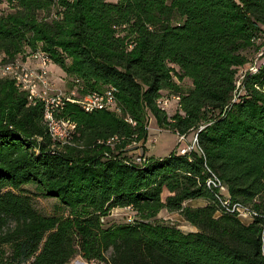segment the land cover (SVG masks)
<instances>
[{
	"label": "trees",
	"instance_id": "1",
	"mask_svg": "<svg viewBox=\"0 0 264 264\" xmlns=\"http://www.w3.org/2000/svg\"><path fill=\"white\" fill-rule=\"evenodd\" d=\"M3 2L2 62L41 50L79 94L113 87L119 112L65 102L59 116L76 128L59 144L42 103L0 77V264H67L76 254L103 264H264V92L253 88L264 67L243 74L249 93L233 100L238 67L264 36V0ZM165 90L182 113L158 106ZM150 114L180 134L203 125L196 150L141 162L124 143L110 151L109 140H146ZM25 185L65 212H40ZM114 208L132 209V220L105 225ZM163 208L195 230L161 222Z\"/></svg>",
	"mask_w": 264,
	"mask_h": 264
},
{
	"label": "rangeland",
	"instance_id": "2",
	"mask_svg": "<svg viewBox=\"0 0 264 264\" xmlns=\"http://www.w3.org/2000/svg\"><path fill=\"white\" fill-rule=\"evenodd\" d=\"M0 9L2 10H8V7L6 3H0ZM254 46L253 50L248 53L247 62H245L242 66L238 67L237 71V84L236 89L234 91L233 100H239L249 93V90L247 88H244L242 84V74L247 73V71L251 73H257V71L260 70L261 67H264V36L260 38L253 39ZM29 49H27L28 51ZM15 62L23 63V57L19 56L15 58ZM8 63V62H6ZM5 64L0 59V67ZM254 67L257 68V71H253ZM49 71V80L51 85H53L54 90H70L73 89L74 81H72V78L69 77L66 72L58 65L52 63L49 65L48 68ZM172 78L176 81L177 84L181 85L183 89H187L191 86V82L187 78H183L181 80H178L174 71L171 72ZM1 77V76H0ZM253 88H255L258 91L264 92V83H255L253 85ZM21 91V90H20ZM79 93V92H78ZM163 94L165 96L171 95V93L167 90L163 91ZM170 97V96H169ZM169 105L165 108L167 117H171L175 112L182 113L177 105V101L174 97H170ZM147 138L146 140L143 138L137 139L136 136L131 135V137L123 138V139H114L109 140L107 143L110 147V151H114L115 153L119 151V147L121 144L124 150L127 151V155L135 160L136 162L137 157L141 154H143L145 157L149 156H165L173 150H178L179 148L192 144L194 140V136L199 129L203 127V125H199V129H193L188 131L184 138H179L180 133L177 131H174L168 127H160L157 125L155 118L153 115L150 114L147 122ZM196 141V140H195ZM196 147V143H195ZM224 187V186H223ZM33 198L34 204L36 208L47 215L52 214H61L64 213V209L60 206L57 199L44 197L36 194V191L32 185H25L23 187ZM220 191L222 195H227L226 188H220ZM227 197V196H226ZM227 199V198H226ZM227 200L225 201V203ZM185 205L189 206H198L203 205V202L201 200H188L185 202ZM134 211L129 208H114L110 211V213L104 218V224L110 225L117 222H123L128 219L133 218ZM159 220L165 221L169 224L175 225L179 227L182 231L188 232L195 230V227L190 225V223H187L183 217L179 214L178 211H172L168 209H161L158 211L157 216ZM238 217L243 222L250 221L249 217L244 216L243 213L241 215H238ZM8 249V246H0V257L4 252H6ZM67 264H103L97 261L93 260H87L84 258L81 254H76Z\"/></svg>",
	"mask_w": 264,
	"mask_h": 264
},
{
	"label": "built area",
	"instance_id": "3",
	"mask_svg": "<svg viewBox=\"0 0 264 264\" xmlns=\"http://www.w3.org/2000/svg\"><path fill=\"white\" fill-rule=\"evenodd\" d=\"M21 57H23L24 74H15V79L13 82L15 86H20L25 89L24 91L27 95L28 101H34L36 98H44L46 103V115L47 108H54V115H47V117L49 120H51V124L56 129V133L60 135L62 131H71L74 133L76 128L74 121L59 116V113L62 111L65 102L77 103L87 112L95 109H107L119 112V110L115 109L114 106L115 96L113 87H109L102 92L92 91L83 95L78 93L77 86H73L74 88L70 90H54L48 76V68L49 65L52 64V60L47 57V54L41 50H36L24 55L21 54ZM253 71H257V68L254 67ZM36 77H43L44 92H36V88H34V79H36ZM170 97H174L178 105L179 96L172 95ZM170 97L163 95L158 98V106H160L162 109H165L169 105ZM184 135L185 134L179 135L180 141L184 138ZM195 140H197V132L194 136L192 144L185 145L179 148L177 151L180 154H186L192 150H196ZM144 159V155L140 154L137 157V162H141ZM207 183H212L216 186H219L220 188H224L223 185H220L217 180L214 181L213 179H208ZM236 209L239 212L238 215L243 213L244 216H247L249 219H251V213L246 211L245 208L238 206ZM128 220H132V218Z\"/></svg>",
	"mask_w": 264,
	"mask_h": 264
},
{
	"label": "bare ground",
	"instance_id": "4",
	"mask_svg": "<svg viewBox=\"0 0 264 264\" xmlns=\"http://www.w3.org/2000/svg\"><path fill=\"white\" fill-rule=\"evenodd\" d=\"M15 74H24V64L23 63L10 61L8 63L3 64L0 67L1 77H10L14 80ZM17 87L21 89L22 91L25 90L20 86H17ZM34 88H36V92H44L43 77H36V79H34ZM30 102L31 103L41 102L42 103L43 110H44L43 111V122L45 123L48 131L50 132V134H52L53 138L57 140V142H59V144L67 143L69 141L71 131H62L61 135L56 133V129L51 124V120H49V118L47 117V115H54V108H47V115H46V108H45L46 103H45L44 98H36V100L30 101ZM114 106H115V109H118L115 100H114Z\"/></svg>",
	"mask_w": 264,
	"mask_h": 264
}]
</instances>
